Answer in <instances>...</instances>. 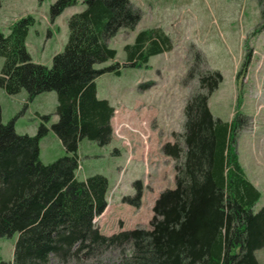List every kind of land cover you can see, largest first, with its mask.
<instances>
[{"label": "trees", "instance_id": "trees-1", "mask_svg": "<svg viewBox=\"0 0 264 264\" xmlns=\"http://www.w3.org/2000/svg\"><path fill=\"white\" fill-rule=\"evenodd\" d=\"M77 1L55 0L50 19ZM81 2L84 8L68 18L67 40L50 67L33 62L26 49L32 16L15 20L6 34L0 31V88L8 95L25 89L27 101L55 91L57 120L50 128L64 149L50 163L39 159V140L49 131L50 114L40 116L34 135L17 133L13 120L4 123L0 115V237L17 234L13 260L0 259V264H49L51 259L110 264L100 260L108 250L119 254L114 264H261L255 251L264 247V203L255 209L260 192L239 162L240 119L214 117L208 106L222 81L217 71L199 76V89L186 100L182 143L161 146L175 162V186L155 200L150 227L104 234L95 225L107 206L108 179L99 173L79 179L76 170L82 139L100 146L112 139L114 107L97 97L96 78L146 65L172 46L159 28L141 30L133 43L124 45L120 64L107 40L121 28L134 29L139 8L130 0ZM106 61L111 64L96 67ZM133 186V197L122 196V202L138 208L140 180Z\"/></svg>", "mask_w": 264, "mask_h": 264}, {"label": "rangeland", "instance_id": "rangeland-1", "mask_svg": "<svg viewBox=\"0 0 264 264\" xmlns=\"http://www.w3.org/2000/svg\"><path fill=\"white\" fill-rule=\"evenodd\" d=\"M55 0H2L0 31L8 33L11 24L30 15L26 49L33 62L51 66L52 57L67 40L68 18L84 8L81 0L65 8L54 20L49 17ZM259 0H130L141 18L134 29L121 28L107 40L115 49V61H125L124 45L136 34L159 28L171 40V49L153 55L141 67H121L120 73L106 72L96 78L98 93L114 105L112 139L103 146L82 139L78 154L79 179L103 174L108 179L107 207L95 217L100 232L120 229H148L152 207L159 194L175 186L174 160L161 146L175 140L182 143L184 105L199 89V76L217 71L222 81L208 100L214 117L230 121L239 117L236 150L241 163L260 192L255 209L264 203V2ZM198 57H197V55ZM3 58L0 57V69ZM111 61L96 64L104 67ZM55 91H46L27 101L25 89L8 95L0 88L1 121L13 120L19 134L34 135L41 115L50 114L49 131L39 140V159L50 163L64 154L59 138L50 125L57 118ZM238 154V153H237ZM84 173V174H83ZM140 180V206L122 202L133 197V182ZM17 234L0 237V259L13 256ZM257 260L264 264V247L257 249ZM117 251L100 256L105 263L118 261ZM88 259L80 264H94ZM49 264H60L51 259ZM67 264H74L71 261Z\"/></svg>", "mask_w": 264, "mask_h": 264}, {"label": "crops", "instance_id": "crops-1", "mask_svg": "<svg viewBox=\"0 0 264 264\" xmlns=\"http://www.w3.org/2000/svg\"><path fill=\"white\" fill-rule=\"evenodd\" d=\"M96 88H97V97L98 98H101V99H107L108 101H109V99L108 98H106V97H103V96H100L99 95V93H98V87H97V83H96ZM43 93V92H42ZM211 96V95H210ZM210 98V97H209ZM110 102V101H109ZM110 104L114 107V105L110 102ZM55 109V108H54ZM54 114V113H53ZM55 115V117L57 118V115L56 114H54ZM112 119H113V117L111 118V120H110V122H111V124H112ZM112 126V125H111ZM237 153H238V158H239V162H240V164H241V166H242V168H243V170H244V172H245V174H246V176L248 177V179L255 185L256 183H255V181L254 180H252L251 178V176H250V172H248V170L246 171V169L244 168V166L242 165V163H241V161H242V159H241V152H240V148H239V146L237 147ZM80 160V159H79ZM80 163H81V161H80ZM84 174V173H83ZM86 176H84L83 178H85ZM256 186V185H255ZM257 187V186H256ZM259 250V249H258ZM257 251V250H256ZM256 251H255V254H256ZM13 260V256H12V258L11 259H9L8 261H12ZM261 263V262H260ZM262 264V263H261Z\"/></svg>", "mask_w": 264, "mask_h": 264}]
</instances>
